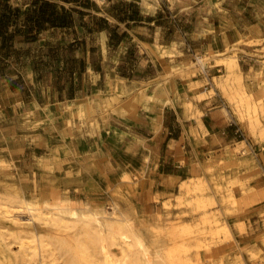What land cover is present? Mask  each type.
I'll return each instance as SVG.
<instances>
[{
  "label": "rangeland",
  "instance_id": "rangeland-1",
  "mask_svg": "<svg viewBox=\"0 0 264 264\" xmlns=\"http://www.w3.org/2000/svg\"><path fill=\"white\" fill-rule=\"evenodd\" d=\"M30 1L0 0V15L11 11L9 28L14 26L12 31L8 28L7 36L11 38L6 46L1 47L0 37V101L1 106L13 104V110H8L6 115L0 108V214L6 217L14 211L11 218L0 222V264H101L100 255L93 247L99 240L91 228L94 224L90 220L82 221L81 215V220L71 228L55 221L46 225L36 222L31 227L22 224L24 215L19 210L24 198L38 202L44 196L51 201L57 195L98 203L107 211L116 204L130 219L146 251L161 256L156 264H264V212L257 211L264 206V197L253 201L264 195L263 172L259 168V159L264 163V59L257 74L256 94L243 85L239 66L234 72L237 63L230 66L222 63L225 77L213 78L215 86L235 106L241 129L253 144L257 157L248 150L240 153L245 142L233 149L228 146L227 158H212L205 164L207 178L198 170L200 164L193 165L197 170L190 178L185 176L174 190L145 194L139 189L140 177L134 169L140 166L141 158L147 159L146 150L129 143L128 137L117 132V125L121 124L118 118L136 115L143 102L142 91L131 94L122 89L123 85H111L99 96L68 103L64 116L54 121L47 117L49 107L43 111L44 119H38L27 112V106L23 107L22 102L26 104L32 99L35 88L21 75L27 66L22 58L46 54L37 42L26 45L36 41L35 37L27 40L31 37L19 26L25 20L20 8ZM4 4L10 9L4 10ZM15 4L18 7L14 11L20 10L16 16L11 10ZM208 64L209 57L205 56L202 65ZM48 66L52 64L34 63L35 71L46 70ZM196 68L191 64L189 74H180L195 76ZM200 84H190L189 89ZM213 94L210 89L195 99ZM190 105L185 107L191 108ZM196 114L202 115L199 111ZM121 125L125 128V124ZM224 229H228L227 233ZM106 236L110 241L109 234ZM22 243L31 246L24 255L18 253ZM132 244L134 247L125 250L121 241L111 244L113 259L125 264H144L140 250ZM5 249L11 255H5ZM171 250L175 253L168 262L167 253Z\"/></svg>",
  "mask_w": 264,
  "mask_h": 264
},
{
  "label": "crops",
  "instance_id": "crops-1",
  "mask_svg": "<svg viewBox=\"0 0 264 264\" xmlns=\"http://www.w3.org/2000/svg\"><path fill=\"white\" fill-rule=\"evenodd\" d=\"M48 1L58 9L63 7L72 20L66 26L45 25L32 33L27 32L29 24L21 21V31L36 40L26 45L37 42L46 53L22 58L27 66L21 75L35 88L32 99L22 105L38 119L45 118L43 111L49 107L47 117L54 121L64 116L68 103L103 93L111 85H124L131 94L143 90L136 115L118 118L125 128L117 125V132L128 137L129 143L146 150L147 159L141 158L140 166L134 169L143 193L174 190L185 176L190 178L197 170L192 166L197 164L207 178L203 169L210 159H225L226 147L233 149L250 142L235 106L215 86L213 78L226 75L225 66L215 61L233 56L237 59L234 72L239 66L243 85L253 94L259 92L264 0ZM27 5L19 7L23 15ZM15 6L18 4L11 10ZM163 48L170 54L163 53ZM205 56L209 64L202 70L196 68L195 76H181L180 72L189 74L197 57L203 60ZM34 63L52 66L35 71ZM197 82L201 84L189 89ZM210 89L212 96L195 99ZM1 102L4 115L13 110V104L1 106ZM189 103L192 107L186 108ZM197 111L202 115L197 116ZM257 211L263 213L264 206Z\"/></svg>",
  "mask_w": 264,
  "mask_h": 264
},
{
  "label": "bare ground",
  "instance_id": "bare-ground-1",
  "mask_svg": "<svg viewBox=\"0 0 264 264\" xmlns=\"http://www.w3.org/2000/svg\"><path fill=\"white\" fill-rule=\"evenodd\" d=\"M160 45V44H159ZM146 46V45H145ZM157 47V46H156ZM165 47V45H164ZM159 49L161 47H158ZM147 49V48H146ZM158 49V50H159ZM152 50V49H151ZM161 51H163V53H166L168 55V53L170 54V51H168L167 48H163ZM159 53V51H156ZM162 52H160L161 54ZM156 54V53H155ZM172 55V54H171ZM170 56V55H169ZM162 56H160L161 58ZM236 57H227V58H223V60H221L220 62L225 64V65H232V64H236ZM215 79H217L215 77ZM165 80V79H163ZM169 80V79H168ZM123 81V80H122ZM163 82V81H161ZM165 82V81H164ZM136 83V82H135ZM166 83V82H165ZM159 84V83H158ZM158 86V85H157ZM163 88V87H162ZM124 89V85L123 88ZM137 89V88H136ZM157 89V88H156ZM159 89V87H158ZM157 89V90H158ZM166 89V88H165ZM138 90V89H137ZM146 90V89H145ZM110 91V90H109ZM143 91V90H142ZM163 91V90H162ZM139 92V91H137ZM141 92V90H140ZM123 93V91H122ZM143 93V92H142ZM141 95V93L139 94ZM144 95V94H143ZM99 96V95H98ZM142 97V96H141ZM103 98V97H101ZM110 98V97H109ZM112 99V98H111ZM136 99V98H135ZM134 99V100H135ZM100 100V99H99ZM113 100V99H112ZM140 100V99H139ZM103 101V100H102ZM104 101H108V98ZM111 101V100H110ZM141 102V101H140ZM103 103V102H102ZM107 103V102H105ZM109 103V102H108ZM107 103V104H108ZM89 104V102H88ZM110 104V103H109ZM90 105V104H89ZM79 106V105H78ZM81 106V105H80ZM191 106V105H190ZM91 108V107H89ZM71 109V108H70ZM69 109V110H70ZM80 109V108H79ZM75 111V110H74ZM80 111V110H79ZM70 112V111H69ZM78 112V111H76ZM73 114V113H72ZM79 114H77L78 116ZM84 115V113H83ZM73 116V115H72ZM240 120V119H238ZM252 128L251 130H253V126L250 127ZM232 151V150H231ZM235 152V150H234ZM245 154V152H244ZM253 156V155H252ZM256 157V156H255ZM252 158V157H251ZM232 161V160H231ZM236 161V160H235ZM241 161V160H239ZM238 161V162H239ZM253 161V160H252ZM233 162V161H232ZM254 162V161H253ZM252 162V163H253ZM230 163V162H229ZM234 164V162H233ZM237 164V163H236ZM238 165V164H237ZM236 165V166H237ZM232 166V165H231ZM235 166V165H234ZM235 166V167H236ZM211 168V167H208ZM253 170V169H252ZM250 188V187H249ZM264 188V187H263ZM251 189V188H250ZM261 189V188H259ZM254 190V189H253ZM259 191V190H258ZM257 191V193H259ZM247 192V191H246ZM253 192H256L255 190ZM252 192V193H253ZM249 193V191H248ZM247 193V194H248ZM264 195H259L257 198H255L253 201L257 202L258 200H260L261 198H263ZM21 209L19 210L20 212H22V214L24 215V220L22 222V224L26 227H31V225H34V223H43L44 225H46L47 223L49 224V222L55 221V223H59L63 226H65L66 228H71L73 224H75L76 222H78L79 220H81L80 215L82 217V221L83 220H90L94 225H89L92 226L91 228H93V232H95L96 236L98 237L96 242L97 243H93V247L98 251L99 253V261L101 264H125L124 262H119L116 261L115 259H113V257L111 256L110 253V248H111V244H118L119 241H121L124 245L125 248L124 250L127 248H130L134 243L135 246L140 250L141 252V256L143 258V263L144 264H156L157 262H159V260L161 259V256L157 253V252H153V253H149L146 251L144 243L142 241V239L140 238V236L138 235V233L134 230L130 219L128 218V216L126 215L125 212L121 211L117 205H113L111 207V211H107L102 205H99L98 203H85L82 201L81 202H77L75 203L71 198H69V196H54L52 198L51 201H49L46 197H42L40 201L38 202H33V201H29L26 198L23 199V201L20 203ZM166 208V207H164ZM83 212V213H81ZM8 216L4 217L1 216L0 214V222H5L8 218H11L12 215L14 214V211H10L7 213ZM52 216H54V218H52ZM166 218V217H165ZM85 222V221H84ZM89 223V222H88ZM169 224V223H168ZM85 225V224H83ZM87 225V224H86ZM74 226V225H73ZM88 228V226H86ZM182 227V226H181ZM90 228V227H89ZM226 229V228H225ZM224 229V230H225ZM229 229V228H228ZM227 229V230H228ZM92 230V229H91ZM227 230L226 233H227ZM105 231H107L108 233H106ZM172 231V230H171ZM223 231V228H222ZM224 231V232H225ZM167 232V231H166ZM229 232V231H228ZM89 233V232H88ZM160 233V232H159ZM94 234V233H93ZM106 234H109L110 237V241L107 240V236ZM231 234V233H230ZM229 234V235H230ZM116 235H118V238H116ZM2 237H0L1 239ZM67 238V237H66ZM229 239V238H227ZM38 242V241H37ZM44 246H46L45 244H43ZM42 245V248L44 249ZM60 245H64L63 243H60ZM47 247V246H46ZM113 247V246H112ZM122 247V246H121ZM134 247V245H133ZM31 248V246H29L27 243H22L19 246V250L18 253L24 255L26 253V250ZM123 248V247H122ZM188 248V247H187ZM200 248V247H199ZM198 248V249H199ZM119 249V248H118ZM121 249V248H120ZM132 249V248H131ZM136 249V248H135ZM166 249V248H165ZM183 249V248H182ZM186 249V248H185ZM201 249V248H200ZM42 250V249H41ZM188 250V249H186ZM1 251V250H0ZM28 251V250H27ZM43 251V250H42ZM47 251V250H46ZM120 251V250H119ZM128 251V250H127ZM184 251V250H183ZM4 252H6L5 255H11V252L7 249L4 250ZM29 252V251H28ZM41 252V251H40ZM137 252V251H136ZM186 252V251H185ZM46 253V252H45ZM44 253V255H45ZM174 251H169L167 253V257H168V262H170L173 257H174ZM43 254V253H42ZM41 254V255H42ZM114 254V253H113ZM124 254V253H123ZM208 254V253H207ZM43 255V256H44ZM128 255V254H127ZM136 255V254H135ZM42 256V258H43ZM140 256V255H139ZM180 256V255H179ZM41 257V256H39ZM46 257V256H44ZM127 257V256H126ZM14 258V257H13ZM47 258V257H46ZM141 258V260H142ZM7 259V258H6ZM9 259V257H8ZM179 259V258H178ZM3 260V259H2ZM126 260V259H125ZM124 260V261H125ZM165 260V259H163ZM167 260V259H166ZM197 260V259H196ZM5 261V260H3ZM192 261V260H191ZM164 262V261H163ZM167 262V263H168ZM181 262V261H180ZM41 263V262H40ZM44 264V262H43ZM161 264V263H160ZM171 264V263H170ZM178 264V263H176ZM181 264V263H180ZM183 264V262H182Z\"/></svg>",
  "mask_w": 264,
  "mask_h": 264
},
{
  "label": "trees",
  "instance_id": "trees-1",
  "mask_svg": "<svg viewBox=\"0 0 264 264\" xmlns=\"http://www.w3.org/2000/svg\"><path fill=\"white\" fill-rule=\"evenodd\" d=\"M3 6L4 10L10 9L7 4H4ZM19 11V9H16L13 14L16 16ZM23 13L25 15V22L29 24L28 33H32L34 29L37 32L45 25L66 26L72 20L71 14L65 11L63 7L58 9L56 4L49 2L48 0H31L29 8ZM10 14L11 11H9L7 15H0V37H2L1 47L6 46L8 40L11 38L10 35L7 36L8 28L10 26ZM28 37H31L29 39H32L34 35L31 34Z\"/></svg>",
  "mask_w": 264,
  "mask_h": 264
},
{
  "label": "built area",
  "instance_id": "built-area-1",
  "mask_svg": "<svg viewBox=\"0 0 264 264\" xmlns=\"http://www.w3.org/2000/svg\"><path fill=\"white\" fill-rule=\"evenodd\" d=\"M195 67H197L201 70L204 68V66L202 65V59H200V57H197L195 59ZM245 150H248L252 155L257 157L256 150H255L253 144H251L250 142H245V147L240 149V153L243 154L245 152ZM263 178H264V173H263Z\"/></svg>",
  "mask_w": 264,
  "mask_h": 264
}]
</instances>
